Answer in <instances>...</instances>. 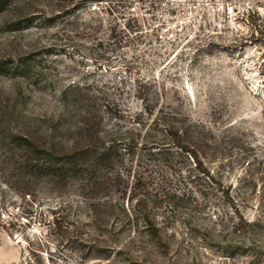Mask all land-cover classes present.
<instances>
[{"label":"rangeland","instance_id":"rangeland-1","mask_svg":"<svg viewBox=\"0 0 264 264\" xmlns=\"http://www.w3.org/2000/svg\"><path fill=\"white\" fill-rule=\"evenodd\" d=\"M29 1L0 11V264H264V0ZM20 137L124 155L46 170Z\"/></svg>","mask_w":264,"mask_h":264},{"label":"trees","instance_id":"trees-1","mask_svg":"<svg viewBox=\"0 0 264 264\" xmlns=\"http://www.w3.org/2000/svg\"><path fill=\"white\" fill-rule=\"evenodd\" d=\"M19 1L20 5H23L20 10L21 14H26L25 11L32 9L31 13L38 12L35 8H32V4H30L29 0H0V11L3 9L5 10L6 7H13V3ZM62 2L73 1L77 5L79 3H85L87 1H102V0H60ZM18 4V6H20ZM76 8V6H75ZM87 129V133H88ZM169 132V130H168ZM94 133V132H93ZM172 133V132H171ZM89 134V133H88ZM176 138L179 140L178 134H175ZM19 140L21 141V147L26 146L30 150L34 152V154H38L39 157L44 156V159H48L44 161L43 165L46 167V170L52 169L54 163H57L60 159H67L68 162L66 164H71L75 166V169L83 166L84 168H80L79 172L82 174H90V173H99L102 170L107 168H111L118 162V159L122 158L124 154H122L121 149L117 146V141L113 142H103L100 139L97 141H92L91 143L88 140L77 141L72 143L71 145L65 147L62 145H51L47 147L45 145H40L37 142H33L30 138L27 137H20ZM187 150V152H191L188 148L181 146ZM136 148V143L132 142L130 144H126L124 150L127 154H134ZM125 153V154H126ZM38 161L37 159H32L30 162L32 164H36ZM63 161V160H62ZM47 164V166H46ZM68 164V165H69ZM36 166V165H33ZM65 167L61 168V174L57 173L56 175L62 179H65L66 173L64 172ZM98 175V174H97ZM57 221V220H56Z\"/></svg>","mask_w":264,"mask_h":264}]
</instances>
